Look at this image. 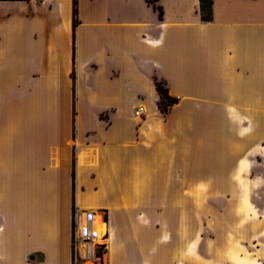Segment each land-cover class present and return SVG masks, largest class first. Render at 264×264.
Listing matches in <instances>:
<instances>
[{
  "label": "crops",
  "instance_id": "obj_1",
  "mask_svg": "<svg viewBox=\"0 0 264 264\" xmlns=\"http://www.w3.org/2000/svg\"><path fill=\"white\" fill-rule=\"evenodd\" d=\"M156 1L0 0V264H264V0Z\"/></svg>",
  "mask_w": 264,
  "mask_h": 264
},
{
  "label": "built area",
  "instance_id": "obj_2",
  "mask_svg": "<svg viewBox=\"0 0 264 264\" xmlns=\"http://www.w3.org/2000/svg\"><path fill=\"white\" fill-rule=\"evenodd\" d=\"M178 98V97H177ZM145 112L143 105H139L135 109V114L142 117ZM96 211L88 210L84 216H80L77 220V234L75 235L74 243L79 244L83 241L84 254L82 258L92 259L95 256L96 240L101 236V226L95 224Z\"/></svg>",
  "mask_w": 264,
  "mask_h": 264
},
{
  "label": "trees",
  "instance_id": "obj_3",
  "mask_svg": "<svg viewBox=\"0 0 264 264\" xmlns=\"http://www.w3.org/2000/svg\"><path fill=\"white\" fill-rule=\"evenodd\" d=\"M213 1L214 0H200L199 10L201 16L205 20H210L213 18ZM149 3L153 5L155 9L159 11L160 16L163 15V6L157 3L156 0H148ZM80 21L78 16V0H74V22L73 27L75 28L76 24ZM73 77L75 78V72H72ZM157 89L160 92L159 98V107L164 113H168L172 105L177 101V97H173L169 94L168 88L165 86V83L162 79L156 78ZM75 172L73 171V177Z\"/></svg>",
  "mask_w": 264,
  "mask_h": 264
},
{
  "label": "rangeland",
  "instance_id": "obj_4",
  "mask_svg": "<svg viewBox=\"0 0 264 264\" xmlns=\"http://www.w3.org/2000/svg\"><path fill=\"white\" fill-rule=\"evenodd\" d=\"M79 5V0H78ZM256 167L255 171L253 172V177H257L255 182H252L251 180L248 181V184L246 188L242 187L243 192L246 196V202L241 203L246 210L251 209L253 213H256L255 205L256 203L254 201H250L252 198L258 197L259 195H264V154L259 156L258 161L255 160ZM263 170V171H262ZM255 183V184H253ZM241 190V192H242ZM254 195V196H253ZM10 204L14 205V202H10ZM237 204V203H234ZM260 205H264V201L259 203ZM3 224L2 219L0 218V225ZM2 228V227H1ZM76 254V252H75ZM76 256V255H75ZM91 261L92 264H95V260L84 258L82 260H76L73 264H88L87 262Z\"/></svg>",
  "mask_w": 264,
  "mask_h": 264
},
{
  "label": "bare ground",
  "instance_id": "obj_5",
  "mask_svg": "<svg viewBox=\"0 0 264 264\" xmlns=\"http://www.w3.org/2000/svg\"><path fill=\"white\" fill-rule=\"evenodd\" d=\"M98 218V215H96V218L95 219H97Z\"/></svg>",
  "mask_w": 264,
  "mask_h": 264
}]
</instances>
